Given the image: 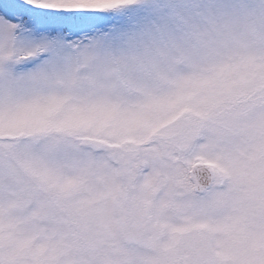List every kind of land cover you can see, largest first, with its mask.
<instances>
[{
  "label": "snow or ice",
  "instance_id": "obj_1",
  "mask_svg": "<svg viewBox=\"0 0 264 264\" xmlns=\"http://www.w3.org/2000/svg\"><path fill=\"white\" fill-rule=\"evenodd\" d=\"M0 264H264V0H0Z\"/></svg>",
  "mask_w": 264,
  "mask_h": 264
}]
</instances>
